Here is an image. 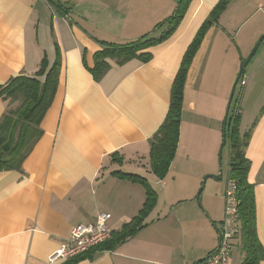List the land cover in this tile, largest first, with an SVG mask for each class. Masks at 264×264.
<instances>
[{
  "label": "crops",
  "instance_id": "crops-1",
  "mask_svg": "<svg viewBox=\"0 0 264 264\" xmlns=\"http://www.w3.org/2000/svg\"><path fill=\"white\" fill-rule=\"evenodd\" d=\"M221 1L192 0L175 32L144 51L151 54L149 61L118 65L109 59L111 68L96 81L91 70L102 42L129 43L123 42L129 31L159 36L164 29L156 26L174 15L179 0H0V87L60 64L41 138L21 170L0 172V264H50L76 226L95 223L103 212L111 215L108 244L75 264H197L217 249L219 225L212 219L215 232L209 223L196 247L195 227L205 228V222L196 224L200 213L172 195L171 184L177 175L189 174L201 155L207 169L215 168L238 67L264 35V0H233L210 27L188 72L179 145L164 180L152 173L149 157L183 57ZM241 82L235 109L240 133H251L248 180L264 247V41ZM11 107L0 98V122ZM119 172L145 179L157 202L134 237L111 246L146 202L144 185ZM239 243L240 237L232 264L243 261Z\"/></svg>",
  "mask_w": 264,
  "mask_h": 264
},
{
  "label": "trees",
  "instance_id": "trees-1",
  "mask_svg": "<svg viewBox=\"0 0 264 264\" xmlns=\"http://www.w3.org/2000/svg\"><path fill=\"white\" fill-rule=\"evenodd\" d=\"M192 0H182L173 16L156 26L163 30L159 36L144 35L135 41L125 44L102 42V51L95 56V67L91 70L94 79L100 81L111 68L109 59L116 60L118 65L137 58L143 62L151 59V54L144 51L168 39L181 23ZM233 0H222L204 22L195 39L187 49L180 69L174 79L170 107L165 121L150 141V169L159 179L164 180L168 175L175 159L180 140V126L184 106V91L189 69L210 27L216 24L225 9ZM60 64L56 61L50 68L41 70L39 76H18L12 78L6 85L0 87V98L10 101V105L17 104L6 112L0 122V172L21 170L27 155L41 138V123L52 106L59 84ZM243 75L239 81L241 82ZM236 94L234 96V103ZM230 108L228 120L225 124L223 137L230 141V171L229 182L235 184V198L237 201L238 233L233 240L240 237V252L243 255L241 264H264V247L261 244L256 227V202L253 185L248 180L251 166L246 156V148L251 133H240V115L235 106ZM117 154H114L115 157ZM122 162V158H119ZM117 175L139 182L146 189V202L139 214L131 222L123 225L114 235L115 243H124L134 237L144 226L148 215L154 210L157 195L147 181L141 177L116 173ZM213 225L214 222H212ZM108 244V241L106 242ZM106 243L75 257L69 258L64 264H75L89 257L95 250L106 246ZM110 245V244H109ZM232 250V252H233Z\"/></svg>",
  "mask_w": 264,
  "mask_h": 264
},
{
  "label": "rangeland",
  "instance_id": "rangeland-1",
  "mask_svg": "<svg viewBox=\"0 0 264 264\" xmlns=\"http://www.w3.org/2000/svg\"><path fill=\"white\" fill-rule=\"evenodd\" d=\"M181 1L182 0H179L178 6L180 5ZM153 28H154L153 25H151L149 30L151 31L153 30ZM126 29L129 31L128 28ZM149 30L145 32H150ZM129 32L127 33L125 32V35H123V37L126 40L123 42H132L142 37V35H138L140 33L136 31L135 32L129 31ZM140 32H144V31H140ZM149 36L154 37L155 34L151 33ZM240 65L238 67L239 69H240ZM238 92L239 89L237 90L235 100L237 99ZM234 105H235V101L232 105V109L234 108ZM17 106L18 103L13 104L12 109L16 108ZM222 143H223V138L221 140L217 152L215 168L213 167L212 169H207V167L205 166L206 164L201 161L204 155H201V157L197 160L198 163H194L195 166L194 168L191 169V170H196V173L190 170L189 174L182 173L179 174V176L176 174L178 177L177 181L171 184L172 195L179 194L186 201L185 203L186 205H191L192 207H194L193 209H195L196 212L200 213L199 215L196 214V224L199 222H205L204 224L205 228L197 225L195 227V232L196 230H199L201 232V233L198 232L195 235L196 247L202 245V241L198 243L197 240L202 239L203 236L207 234L206 227L207 225H209V223L212 225L211 219L212 221L214 220L216 222V226H217L221 224V222L224 220L225 217V210H226L225 194L229 187L228 181H229V171H230L231 145L229 139H226V144L224 146H222ZM219 175H221V178L219 180L213 178V176H219ZM206 177L207 179L205 180ZM193 209L190 208L189 211L190 215L194 214ZM212 229L215 232L216 229L213 225H212ZM192 233L193 231H191V234L188 236L189 243H191L193 240ZM217 237H219L218 233H217ZM218 245H219V241H218Z\"/></svg>",
  "mask_w": 264,
  "mask_h": 264
},
{
  "label": "built area",
  "instance_id": "built-area-1",
  "mask_svg": "<svg viewBox=\"0 0 264 264\" xmlns=\"http://www.w3.org/2000/svg\"><path fill=\"white\" fill-rule=\"evenodd\" d=\"M241 83L245 84L244 81ZM225 200V217L218 228V248L205 261L198 264H232L233 240L238 233L237 201L235 184L232 181L229 182ZM110 219L111 215L103 212L98 214L95 223L76 226L62 247L50 257L49 263L53 264L60 259H69L84 254L104 244L110 235L108 226Z\"/></svg>",
  "mask_w": 264,
  "mask_h": 264
},
{
  "label": "water",
  "instance_id": "water-1",
  "mask_svg": "<svg viewBox=\"0 0 264 264\" xmlns=\"http://www.w3.org/2000/svg\"><path fill=\"white\" fill-rule=\"evenodd\" d=\"M263 41H264V35L260 37V39L258 40V42L256 43V45L254 46L253 50L251 51L250 55L240 65V69H239L238 75H237V77H236V79H235V81L233 83V86H232V89H231V93H230V96H229L228 105H227V109H226V113H225V118H224V126H225V124H226V122L228 120L230 108H231L232 102L234 100V96H235V93H236V89H237V86L239 84V81H240V79H241V77L243 75V72L245 71L246 67L250 63L251 59L253 58V56L255 55V53L257 52V50L259 48V46L261 45V43ZM224 126H223V132L225 131V127ZM225 144H226V138L223 137L222 146H224ZM213 178H215L216 180H219L221 178V175H219V176H213ZM206 179H207V177L205 178V180ZM205 260L198 261L197 264L200 263V262H203Z\"/></svg>",
  "mask_w": 264,
  "mask_h": 264
}]
</instances>
